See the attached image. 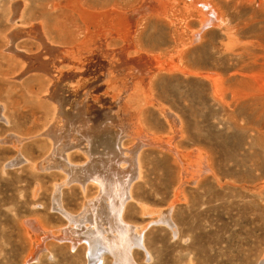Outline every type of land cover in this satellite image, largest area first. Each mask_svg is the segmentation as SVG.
Returning <instances> with one entry per match:
<instances>
[{
    "label": "rangeland",
    "instance_id": "374dc122",
    "mask_svg": "<svg viewBox=\"0 0 264 264\" xmlns=\"http://www.w3.org/2000/svg\"><path fill=\"white\" fill-rule=\"evenodd\" d=\"M56 1L0 0V264H261L264 0H79L103 18L80 47ZM13 7L97 58L95 108L15 77Z\"/></svg>",
    "mask_w": 264,
    "mask_h": 264
},
{
    "label": "bare ground",
    "instance_id": "6f19581e",
    "mask_svg": "<svg viewBox=\"0 0 264 264\" xmlns=\"http://www.w3.org/2000/svg\"><path fill=\"white\" fill-rule=\"evenodd\" d=\"M51 5H52L51 6L52 8L50 7L49 9H51V10L53 9V10L59 12L60 16L62 17L61 22H63L65 25L66 24L68 26L70 25L71 27L76 26L75 27L76 29L69 28V30H67V34H68L67 37L68 38L65 39L68 41L67 43L72 42L74 44L76 43L75 45H77V46L80 44L82 46L83 44H85V42H86L85 40H87V39L81 40V37L79 36L80 34H81V36L88 35L89 34L88 32H89L91 27L96 29V31H98V32L100 31L99 27H101V24H103L102 16L97 14V13L89 12L83 6L84 4L82 5L79 0H57L56 2L51 3ZM47 7H49V5H47ZM7 20H9V23H11L13 25L12 28H10V29H12V31L10 32L9 36L5 37L6 45L1 49L4 50V52H7L9 57H15L18 60H21V61L23 60L26 63V65L23 67V69L22 68H21V70L19 69L20 71L15 75V77L21 78V76L26 74L29 69L33 70L36 68L46 72V74H48V75H51L52 79L50 78L51 79L50 81H52V83H50L48 88L45 89L46 93L43 95H50L53 98L54 96H57V95L61 96L64 94L62 99L60 98L61 101L59 102V106H58L56 111L63 110L64 97L68 99L70 97L76 96V94H79V93H81L83 98L85 99L84 106L87 104V102L89 100L92 103V107L87 106V108H95L96 107L94 104H95V102L97 103L101 100V94H100V96L98 95V91H100L99 85H97L98 80L96 77H94V72H91L92 71V68H91L92 65L90 66V64L93 60L95 62L97 60V58L94 57V55H91L90 58H88L86 56H84V57L81 56L82 53H79V56H74L75 54L73 55V52L71 53L72 50L70 51L69 49L62 48L61 46L60 47L55 46L53 44V41H52L53 38L51 36H49L48 32H45L42 30V27H40L41 25L40 26L39 25L33 26L31 24V26H28V27L27 26L26 27L21 26V25H23L21 22L24 20V15L22 13L16 12L15 7H13V11L11 14H9ZM18 22H20L21 25L18 24ZM123 22H126L125 26H127V24H129L127 21H123ZM25 23H26V21H25ZM59 23H60V21H59ZM62 26H63V24H62ZM62 26H61V28H62ZM129 26H130V24H129ZM53 30H55V28H53ZM126 30H127L126 32H128L130 35V32L132 31L131 28L128 27ZM35 32H36V34H35ZM21 37H22V39H21ZM23 39L35 40V41L39 42V44L42 47L48 48L49 54L54 56V57L53 56L52 57H53V60L55 62L54 63L55 69L53 70L52 66H51V64H53V62L50 63V65L47 64V61L43 60L44 57H43V59H41V61L40 60L38 61V62H40L39 64L37 61L35 62V64H33L34 59L32 58V56L29 55L28 53L24 52V51L21 52V50H20L21 49L20 46L23 43H25V41H22ZM28 42L29 41H27V43ZM96 43H97V41H96ZM92 45H93V43H92ZM78 47H80V46H78ZM80 52H82V51L80 50ZM89 52H91V51H88V53ZM38 58H39V56H38ZM30 65L33 66V68L29 67ZM93 66H94V64H93ZM64 68H67V69L64 70ZM28 74L30 75V73H27V75ZM113 79L112 78H110L109 80L107 79V84L104 86L106 89H109L110 87L113 88L112 87L113 82H114ZM61 80L64 82H66V81L70 82V83L67 82L66 84H64L62 91H61L62 86L60 87V81ZM72 82H73V84H72ZM104 82H105V80H104ZM47 83H49V81ZM43 89H44V87H43ZM88 105H90V104H88ZM55 107H57V106H55ZM134 118H136V117H134ZM137 242L140 243L139 237L137 238ZM103 243H104V241H103ZM261 264H264V259L262 260Z\"/></svg>",
    "mask_w": 264,
    "mask_h": 264
}]
</instances>
